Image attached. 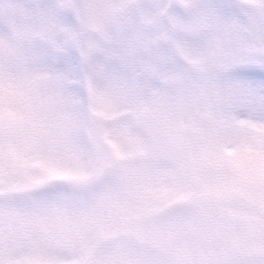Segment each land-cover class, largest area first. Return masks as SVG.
Instances as JSON below:
<instances>
[{
    "label": "rangeland",
    "instance_id": "374dc122",
    "mask_svg": "<svg viewBox=\"0 0 264 264\" xmlns=\"http://www.w3.org/2000/svg\"><path fill=\"white\" fill-rule=\"evenodd\" d=\"M80 99L69 106L36 79L11 87L0 80V228L56 213L57 238L69 248L96 234L194 261L256 221L248 205L253 190L259 201L260 173L248 161V144L236 159L235 147L216 144L225 131L220 118L194 111L176 123L153 122L102 99L85 110ZM239 120L249 144L264 140L258 119ZM101 140L109 149L97 150ZM225 167L238 171L239 182L212 174ZM154 214L161 216L138 223Z\"/></svg>",
    "mask_w": 264,
    "mask_h": 264
},
{
    "label": "clouds",
    "instance_id": "9594fccd",
    "mask_svg": "<svg viewBox=\"0 0 264 264\" xmlns=\"http://www.w3.org/2000/svg\"><path fill=\"white\" fill-rule=\"evenodd\" d=\"M222 0H0V80L36 79L52 95L79 103L88 110L102 99L112 110L129 118L176 123L192 112L221 118L229 109L213 103L202 91L200 74L190 60L220 35V60L250 49L252 29L231 12H213ZM164 4L168 11H162ZM39 5L40 9L36 6ZM21 8L27 13H21ZM248 13L264 25V10L249 0ZM181 41L182 54L175 42ZM165 53L171 64L162 63ZM188 57L186 59L185 57ZM175 67L181 75H167ZM238 119L249 116L250 106L231 109ZM216 144L240 148L252 143L247 129L228 122ZM214 176L239 182L232 167L212 170ZM253 190L249 211L257 219L229 240L208 260L173 258L163 248L142 249L131 239L101 240L96 234L79 238L77 249L88 250V264H264V173L260 174L259 201Z\"/></svg>",
    "mask_w": 264,
    "mask_h": 264
},
{
    "label": "snow or ice",
    "instance_id": "6c2138e0",
    "mask_svg": "<svg viewBox=\"0 0 264 264\" xmlns=\"http://www.w3.org/2000/svg\"><path fill=\"white\" fill-rule=\"evenodd\" d=\"M261 10H264V0H257ZM249 0H222L215 6H209L211 13L231 12L244 21L253 32L254 41L250 49L234 53L230 59H218V49L224 46V37L220 35L217 40L205 48L195 59L190 60L200 74L196 86L202 87L205 81L211 79V74L224 77L225 84L219 85L214 80L209 87H202L204 94L213 102L225 105L226 111L219 122L225 126L228 122L242 125L232 114L231 109L237 105L250 106L249 117L260 121L259 128L264 134V25L248 13ZM40 9V6H36ZM169 5L164 4L162 11H168ZM28 10L21 8V13ZM177 49L184 53L181 41H176ZM188 59V57H185ZM162 63L171 64L165 53L159 54ZM169 78H178L181 73L173 67L167 74ZM12 82L9 81V87ZM248 161L260 174L264 173V140L259 144H248L246 149ZM241 148H235L230 156L238 158ZM41 193H30L40 195ZM56 213L41 217L35 223L30 217H21L8 227L0 228V264H88V250L69 248L57 238ZM99 238V236H98Z\"/></svg>",
    "mask_w": 264,
    "mask_h": 264
},
{
    "label": "flooded vegetation",
    "instance_id": "af4514ba",
    "mask_svg": "<svg viewBox=\"0 0 264 264\" xmlns=\"http://www.w3.org/2000/svg\"><path fill=\"white\" fill-rule=\"evenodd\" d=\"M96 146H97V150L101 152L104 151L105 149H109V144L107 143L106 140H101V142H99L98 145ZM94 180H95V177H94Z\"/></svg>",
    "mask_w": 264,
    "mask_h": 264
},
{
    "label": "water",
    "instance_id": "95a60500",
    "mask_svg": "<svg viewBox=\"0 0 264 264\" xmlns=\"http://www.w3.org/2000/svg\"><path fill=\"white\" fill-rule=\"evenodd\" d=\"M160 216V214H154V215H151V216H148V217H145L143 220H141L140 222L138 223H144V222H147L148 220L150 219H156Z\"/></svg>",
    "mask_w": 264,
    "mask_h": 264
},
{
    "label": "trees",
    "instance_id": "16d2710c",
    "mask_svg": "<svg viewBox=\"0 0 264 264\" xmlns=\"http://www.w3.org/2000/svg\"><path fill=\"white\" fill-rule=\"evenodd\" d=\"M213 256H214V255H213ZM213 256H212V255H208V256L206 257V259H204V260L211 259ZM172 257L175 258L174 256H172Z\"/></svg>",
    "mask_w": 264,
    "mask_h": 264
}]
</instances>
